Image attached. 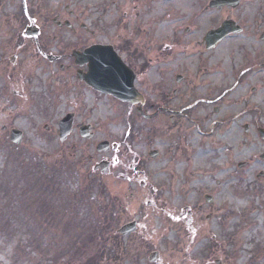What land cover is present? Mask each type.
<instances>
[{"label": "rangeland", "instance_id": "374dc122", "mask_svg": "<svg viewBox=\"0 0 264 264\" xmlns=\"http://www.w3.org/2000/svg\"><path fill=\"white\" fill-rule=\"evenodd\" d=\"M220 79L216 87L221 89L234 83L228 70L223 71ZM161 83L149 79L145 84L151 90L155 84L158 87ZM157 101H160L159 94ZM120 110V105L108 98L96 99L90 122L99 131L98 139L106 136L120 139L126 125V117L120 116ZM18 123L22 124L21 121ZM35 127L29 128L31 136L24 138L21 146L11 143L7 131L0 132V264H155L148 260L149 253L154 250L160 251L164 264H216L217 261L221 264H264V179L258 180L252 171L233 170L237 168V161L253 156V153L249 144L245 147L241 140H231L230 131L221 130L214 135V147L219 151L216 163L221 165L219 173L214 175H204L210 170L209 162L213 158L203 157L206 152L201 154V158L188 154L186 164L180 153L185 167L182 165L180 173L175 174L172 173L175 168L169 170L166 166V157L178 156L170 144L162 139L156 140L155 146L162 153L160 159L152 161L142 156L141 147H150L144 143L147 139L138 138L124 156L133 157L134 162L135 158L140 161L139 167L147 170L153 184L150 189L146 178L139 176V180L147 185L141 187L143 196L138 201L129 198L131 192L139 191L138 185L112 175L99 180L92 177L93 169L85 162L90 158L81 155H96L97 140L87 142L78 154V158L84 159L78 162L82 164L76 165L79 173L75 179L65 163L57 159L63 149L57 142L45 143L42 138H37ZM241 133L237 130L236 137ZM225 136L228 139H224ZM190 143L196 146V139ZM124 146L127 150L131 147L125 143ZM258 147L262 148L261 145ZM186 149L183 148L184 152ZM124 167L129 171L134 169L127 164ZM55 175L57 179H54ZM52 183L62 185L70 193L63 213L59 209L58 198L51 194L49 185ZM100 186L107 187L118 211L122 213V207H126L128 212L116 219L115 207L106 204H103L102 211L99 207L93 211L89 195L98 194ZM204 193H211L218 200L216 218H205L202 213L198 218L190 217L185 207L195 200L203 201ZM150 199L158 201L159 207L156 212L145 213L144 204ZM229 201L244 211L243 221H238L232 231L221 221L229 218V211L225 209ZM12 209L17 210L16 214ZM208 209L206 207L205 211ZM221 209H225L224 212ZM98 219H101V229L93 224ZM132 219L139 222L140 229L130 239L109 232ZM25 233L31 234L34 241L41 237L44 243L52 239L62 242L63 251L69 254V258H60L58 250H37L24 258L22 241L24 243L25 240L22 237ZM31 235L27 236L29 240ZM67 242L76 246L73 253L69 245L65 246ZM137 243L139 246L133 250ZM106 246L113 251L108 253Z\"/></svg>", "mask_w": 264, "mask_h": 264}, {"label": "flooded vegetation", "instance_id": "af4514ba", "mask_svg": "<svg viewBox=\"0 0 264 264\" xmlns=\"http://www.w3.org/2000/svg\"><path fill=\"white\" fill-rule=\"evenodd\" d=\"M215 1L0 0L2 119L10 124L27 123V117L12 113L23 112L21 109L33 104L29 91L37 92L38 103L42 98L50 105L60 96L64 105L70 104L75 112L86 114L92 93L99 97L104 94L92 89L80 75L92 72V64L104 59L105 46H112L123 66L133 72L138 95L142 91L138 83L142 73L150 69L151 75H156L159 59V66H163L160 73L166 81L164 111L167 120L175 119L179 136L191 116L201 127L230 131L231 138L242 130L241 139L258 154L253 146L264 147L260 134L264 130V5L241 10L221 8ZM240 1L243 4L248 0ZM206 18L209 20L204 21ZM190 20L193 25H186ZM229 20L240 25L242 31L229 34L207 51L208 31ZM199 31L201 37L191 40L199 46L193 54L183 37ZM142 47L146 49L143 52ZM176 50L178 56L186 58L177 59L178 69L174 70ZM146 53L152 54L147 60ZM202 54L210 56L208 61H215L216 66L222 62L229 66L236 81L232 89L208 88L204 78L212 74L205 68ZM192 56L195 63L190 70L185 61ZM16 86L21 90L14 89ZM201 89H207L205 97L199 95ZM19 98H24L22 106L16 100ZM119 103L123 112L135 113L145 124L146 118L138 114H149V123H155L160 112L147 97L143 103ZM38 105L31 109L40 112ZM54 109L56 118L59 110ZM49 131L57 130L52 126ZM257 163L264 165L261 159ZM198 207L202 209L203 205ZM194 214L198 216L199 210Z\"/></svg>", "mask_w": 264, "mask_h": 264}, {"label": "water", "instance_id": "95a60500", "mask_svg": "<svg viewBox=\"0 0 264 264\" xmlns=\"http://www.w3.org/2000/svg\"><path fill=\"white\" fill-rule=\"evenodd\" d=\"M111 62H108L107 65H109ZM104 84V91L113 93L116 96L121 94L120 87H119V81L115 79L112 75H107L105 80L103 81ZM123 92H127V89H123Z\"/></svg>", "mask_w": 264, "mask_h": 264}]
</instances>
